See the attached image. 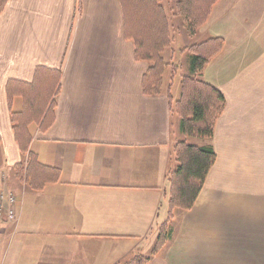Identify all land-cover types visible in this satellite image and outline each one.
I'll return each mask as SVG.
<instances>
[{
	"label": "crops",
	"instance_id": "0c3cea01",
	"mask_svg": "<svg viewBox=\"0 0 264 264\" xmlns=\"http://www.w3.org/2000/svg\"><path fill=\"white\" fill-rule=\"evenodd\" d=\"M126 18L121 0H8L0 13V194H14L18 217L3 224L0 262L124 264L157 239L181 134L166 91L143 90L148 63ZM197 35L223 40L202 72L225 98L215 161L193 206L169 221L171 237L139 249L140 264H264V0H218ZM38 66L60 80L51 124L28 127L29 150L59 178L35 191L15 174L25 156L10 113L22 99L10 110L6 83L31 82Z\"/></svg>",
	"mask_w": 264,
	"mask_h": 264
},
{
	"label": "trees",
	"instance_id": "16d2710c",
	"mask_svg": "<svg viewBox=\"0 0 264 264\" xmlns=\"http://www.w3.org/2000/svg\"><path fill=\"white\" fill-rule=\"evenodd\" d=\"M8 0H0V13ZM202 4V14L193 8L194 0H177L174 9L188 23L190 35L196 33V24L205 19L215 0ZM127 15L126 31L136 43L138 58L147 61L148 67L143 77V90L148 95H158L166 91L170 98V111L179 118L178 128L186 139L195 138L203 144L179 139L173 146L174 161L168 170L170 183L168 196V217L159 227L155 248L162 246L172 235L169 222L179 211L190 209L198 197L206 176L215 161L211 145L216 118L225 105L224 95L215 86L201 77L204 66L221 48L222 40L210 36L189 49V70L184 77L180 97L173 101L169 87H162L169 63L164 51L173 44V34L169 31L168 17L162 0H121ZM200 9V11H201ZM147 10V11H146ZM145 12H147L145 14ZM181 13V14H180ZM149 14V15H148ZM150 18H149V17ZM149 18V27L144 22ZM60 73L57 69L38 66L31 82L10 79L6 83L8 105L11 110L14 97L22 99V108L10 113V123L14 138L24 161L14 165L16 177L21 180L25 174L26 186L35 191L41 190L48 182L59 178L57 168L42 164L35 153L29 150L31 135L28 127L34 123L46 129L52 122L54 96L58 89ZM171 80V78H170ZM186 81V82H185ZM172 99V100H171ZM144 257L135 256L124 264H140Z\"/></svg>",
	"mask_w": 264,
	"mask_h": 264
},
{
	"label": "rangeland",
	"instance_id": "374dc122",
	"mask_svg": "<svg viewBox=\"0 0 264 264\" xmlns=\"http://www.w3.org/2000/svg\"><path fill=\"white\" fill-rule=\"evenodd\" d=\"M162 1H163L164 7L166 9L165 11H166L167 17H168V27L170 29L169 31H171V33L173 34V39H174L172 46L171 47L168 46L164 51V57H165V60L169 63V67H167V69H166V73H165V76L163 79L162 87L165 86V89H166V87L168 86L170 88L169 92L173 93V96H174L173 100L176 101L180 97L181 89L183 88L182 87L183 86L182 81H183L184 77L188 75V70H189L188 59H189L190 51H191V49H189V48L193 44H196V43L210 37V36H203V35H197V34H198L200 28L207 23V21L210 17L212 8L218 0L214 1L210 12L205 17V19L201 20L200 22H197V24H196L197 30H196V33L194 35H190V33H189L190 29L188 28L187 21H185L182 16L178 15L177 14L178 12L175 11V9H174V6H175V3L177 2V0H162ZM204 2L209 3L210 1H208V0H194L193 8L196 11V13L198 14V18H199V15L202 14L201 8H202V4ZM200 9H201V11H200ZM146 13L147 12H145V14ZM149 18H148L147 22H144L146 28L149 27ZM213 37H215V36H213ZM222 43H223V40H222ZM202 76H203V73H201V77ZM170 78H171V80H170ZM223 110H224V108H223ZM223 110H222V112H223ZM175 117L179 120L177 115H175ZM217 118H216V120H217ZM213 131H214V129H213ZM180 139L188 140L190 142H194L197 144H203V142L201 143L195 138L186 139V137L184 135H181ZM174 156L175 155L171 150V152L169 154V162H170L169 171L172 170L176 165V163L174 161ZM12 171H13L12 168L6 170L7 173H10ZM167 174H168V172H167ZM167 174H166V179H167ZM167 182H168V179H167ZM169 189H170V183L168 182V192H167L168 195H170ZM3 203L4 202L0 201V205H1L0 211L2 213V218L6 217L5 208H4ZM5 207H7L6 204H5ZM14 208H15L16 220H17L18 217H17L16 207L14 206ZM155 230H156V228L152 229L151 232H153V231H154V233L157 232V230L156 231ZM40 242H41V240H38L35 238H31L30 240H28V243H30V245H32V246L34 244L39 245ZM156 242H157V240L156 239L154 240V235H153V233H151L150 237L143 243L142 246H140L137 249L138 251L136 250L135 251L136 253L134 252L135 254L134 253L132 254L133 257H134V255L138 256V257H143V254L140 253L141 250H139V249H141L142 247L152 248L153 246L156 245ZM3 249H4V246L1 247V250H3ZM0 264H10V260L7 258L4 261L0 262Z\"/></svg>",
	"mask_w": 264,
	"mask_h": 264
},
{
	"label": "built area",
	"instance_id": "2783aa9c",
	"mask_svg": "<svg viewBox=\"0 0 264 264\" xmlns=\"http://www.w3.org/2000/svg\"><path fill=\"white\" fill-rule=\"evenodd\" d=\"M0 201L5 202V204L7 206V207H5L6 217L2 218V213L0 211V236H1L3 224L6 222L12 223V222L16 221V213H15V208H14L15 203H16V197L14 196V194H12L10 192L4 193V194H0ZM0 209H1V205H0Z\"/></svg>",
	"mask_w": 264,
	"mask_h": 264
}]
</instances>
